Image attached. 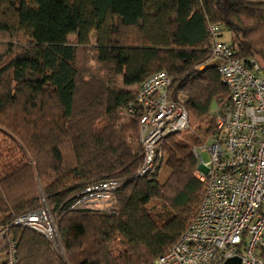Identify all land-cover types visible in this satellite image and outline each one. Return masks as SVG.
<instances>
[{
  "label": "trees",
  "instance_id": "1",
  "mask_svg": "<svg viewBox=\"0 0 264 264\" xmlns=\"http://www.w3.org/2000/svg\"><path fill=\"white\" fill-rule=\"evenodd\" d=\"M210 24L230 34L235 57L260 58L264 72V1L0 0V33L26 37L0 53V131L10 140L0 146L3 260L11 238L16 264H57L46 237L11 224L41 206L36 177L58 213L64 249L84 253L72 264H148L176 242L203 194L196 159L180 132L171 133L162 142L166 179L157 180L162 159L129 179L143 154L138 109L126 108L137 83L164 69L169 97L212 123L211 110L230 96L211 65ZM84 48L96 70L79 55ZM110 178L123 180L110 212L69 209L79 190ZM76 223L82 229L71 237Z\"/></svg>",
  "mask_w": 264,
  "mask_h": 264
},
{
  "label": "built area",
  "instance_id": "2",
  "mask_svg": "<svg viewBox=\"0 0 264 264\" xmlns=\"http://www.w3.org/2000/svg\"><path fill=\"white\" fill-rule=\"evenodd\" d=\"M218 27L208 26L211 62L229 92L230 101L215 115L210 145L193 147L195 176L203 194L195 214L176 242L148 264H219L238 256L240 264H264V72L253 58L249 63L234 56L233 49L218 38ZM171 78L161 69L139 81L134 107L139 112L138 134L143 159L134 176L152 173L164 158L163 139L189 127V112L171 99ZM206 151L203 160L200 152ZM119 179L95 181L75 194L69 209L110 212ZM11 224L26 227L60 244L47 206L17 215ZM6 228H0V241ZM53 244V245H54ZM4 264H16L15 243L5 239Z\"/></svg>",
  "mask_w": 264,
  "mask_h": 264
},
{
  "label": "rangeland",
  "instance_id": "3",
  "mask_svg": "<svg viewBox=\"0 0 264 264\" xmlns=\"http://www.w3.org/2000/svg\"><path fill=\"white\" fill-rule=\"evenodd\" d=\"M228 34L229 33L227 31H224L221 29L220 31H218L217 36L220 40L221 39L222 40H228L229 39ZM69 38L72 39V36H70ZM25 41H26V37L24 36L23 33H18L16 36H11V35L8 36L7 34L0 33V53L5 51V49L8 45L14 46V45H18L20 43L22 44ZM89 47L92 48L91 46H89ZM87 48H84L82 52H81V50H79V53H80L79 55L81 56L82 53L84 52L85 57H86L87 67L90 66L91 69L96 70L95 66H97V63L92 61L91 59H89V57H87L93 52L90 48H89L90 50H88ZM82 58H83V56H82ZM254 58L258 63L262 62L260 58H258V57H254ZM203 67H204V65H200L198 67V69H202ZM100 73H104V72H100ZM135 88L136 87H134V89ZM226 103L227 102L223 101V103L217 104L213 107V109L211 110V112H212V123H210V117L198 119L191 112H189V127L186 130L181 131L180 134L177 136V138L183 139L187 142V144L189 145V148H190L194 157H195V155L192 151L193 147H197V146L200 147V145L202 143H206V145L211 144L213 137H214V130H215L213 127L214 126L213 117H214V115H216V112ZM123 116H124V118H127L128 115H123ZM8 133L9 132L7 130H4V129H2L0 131V146L1 147H3V145H7L10 142V140L8 138H6ZM64 151H65L64 153H65L66 157L70 158L71 157L70 156V154H71L70 150L65 149ZM200 154H201V157L204 161L208 159V154L206 151H201ZM166 158H167V154L165 153V156L162 159V164H161L159 171H158V174H157V180L160 183H162L166 179V177L169 173V170L165 165ZM195 159H196V157H195ZM196 162H197V159H196ZM36 179H37V184H36L37 195L39 197L40 205L44 204L45 206H47V208H49L51 216L54 220V224L57 228V222L59 219L58 213L55 211H51L50 207L48 206V204L45 200L44 194H43V190L41 187V181L42 180L37 178V177H36ZM81 229H82L81 225L79 223H76L71 228V230L68 232V235L71 237H74L81 231ZM53 244H52L53 252H54L53 255H54V259L56 260L57 264H72L73 263L72 261H75L77 258L82 257L84 255V253L79 252V250H76L75 253L69 255V253H67V250L64 249V243L62 242L61 238H60V244H54V245ZM108 245L110 248H112V251H114V250L116 251V249L119 247V240L117 238H115ZM2 261H4L3 257L2 258L0 257V264H3Z\"/></svg>",
  "mask_w": 264,
  "mask_h": 264
},
{
  "label": "water",
  "instance_id": "4",
  "mask_svg": "<svg viewBox=\"0 0 264 264\" xmlns=\"http://www.w3.org/2000/svg\"><path fill=\"white\" fill-rule=\"evenodd\" d=\"M212 66L216 67L217 63L214 61L211 63ZM219 264H240V258L238 256H232L226 258L223 262Z\"/></svg>",
  "mask_w": 264,
  "mask_h": 264
},
{
  "label": "crops",
  "instance_id": "5",
  "mask_svg": "<svg viewBox=\"0 0 264 264\" xmlns=\"http://www.w3.org/2000/svg\"><path fill=\"white\" fill-rule=\"evenodd\" d=\"M247 1H250V2H262V1H264V0H247ZM228 37H229V39H230V34H228ZM229 39H228V40H224V41L229 42Z\"/></svg>",
  "mask_w": 264,
  "mask_h": 264
}]
</instances>
